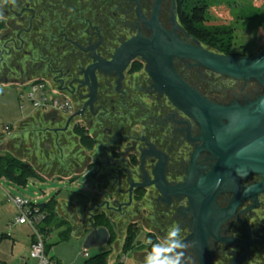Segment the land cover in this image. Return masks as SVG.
<instances>
[{
	"label": "flooded vegetation",
	"instance_id": "obj_1",
	"mask_svg": "<svg viewBox=\"0 0 264 264\" xmlns=\"http://www.w3.org/2000/svg\"><path fill=\"white\" fill-rule=\"evenodd\" d=\"M174 1L184 28L179 0H163L160 20L168 30L174 27ZM155 2L0 0V88L39 80L69 99L70 114L57 112L56 120L42 115V125L32 132L40 141L41 168L80 171L98 165L101 194L110 196L96 197L90 214L113 222L120 217L153 242L179 224L185 242H194L190 264H201L199 241L191 240L201 227L213 264H264V192L254 198L250 190L262 177L234 175L218 191L205 188L217 159L204 148L199 122L155 88L141 56L124 68L109 64L140 31L152 35L139 14L150 19ZM176 33L193 42L181 29ZM174 66L193 88L222 105L247 104L264 91L243 80L221 88L219 79L227 76L190 59L175 58ZM45 138L51 143L41 144Z\"/></svg>",
	"mask_w": 264,
	"mask_h": 264
},
{
	"label": "water",
	"instance_id": "obj_2",
	"mask_svg": "<svg viewBox=\"0 0 264 264\" xmlns=\"http://www.w3.org/2000/svg\"><path fill=\"white\" fill-rule=\"evenodd\" d=\"M162 2L163 0H156L150 19L142 13L139 14L144 24L152 30V35L144 36L140 31L137 36L118 48L114 60L109 64L121 63L124 68L138 56L145 59L146 69L154 80L155 88L166 93L179 108L199 122L203 131L204 148L217 159L204 178V187H214L218 191L230 177L252 173L262 177L261 181L250 189L252 197L255 198L264 192V91L247 104L215 103L182 78L176 71L174 59H190L210 71L236 80L253 81L264 88V48L252 56L212 51L181 27L176 15L175 1L171 17L174 27L171 30L165 28L160 20ZM177 29H181L193 42H186L176 33ZM56 115L57 111H51L45 113L44 118L56 120ZM218 179L220 183L217 186ZM141 186L145 188L148 184ZM41 207H44V204ZM209 207L210 205L204 209L203 214L206 226L205 218ZM90 217L92 231L87 236L85 247L107 244L110 238L109 229L105 226L97 227L92 214ZM201 230L202 232L198 230L197 236H193L191 240L199 241L200 248L197 253L201 264H213L208 235L203 227Z\"/></svg>",
	"mask_w": 264,
	"mask_h": 264
},
{
	"label": "rangeland",
	"instance_id": "obj_3",
	"mask_svg": "<svg viewBox=\"0 0 264 264\" xmlns=\"http://www.w3.org/2000/svg\"><path fill=\"white\" fill-rule=\"evenodd\" d=\"M208 1L210 4L207 10L205 26H231L234 29V44L229 53L230 55L252 56L264 48V24H261L263 23L262 18L256 12V9H258L264 13V0ZM246 17H253V19H246ZM219 80L221 88H227L235 84L239 85L237 80L235 82L233 79L227 77H220ZM21 91L22 88L16 86L0 88V132L2 133L6 132L4 131L6 125L16 126L22 119L32 117L35 114L32 104L19 99ZM22 104L24 108L21 107ZM41 125L42 123L40 122ZM20 130L16 132V136L11 138L8 137L10 135H0V147L3 149L0 152H8L22 161L42 167L43 154L41 149H38V154H35L37 152H33V147L36 145L34 141L37 142V138L28 136L26 141L30 140L29 144L25 141L22 144L21 141L24 140L25 136L22 135V139L20 138ZM46 141L51 143L52 139L48 140L45 138L41 144ZM71 148L69 147V149ZM65 149L67 151L68 147ZM36 155L41 159L37 158ZM42 169L44 170L41 171L42 175L40 173L39 178H29L24 184H18L5 177L0 178V260L7 264H38V260L29 258V244L33 236V229L27 224L21 225L15 222L19 211L11 200V197H20L36 206L47 204L53 199L73 202L76 205L77 215L80 219H83L80 222L76 220L78 218L71 215L72 213H69L68 207L65 204L64 207L55 208V214L50 223V232L52 233L46 235V238H48L47 257L48 259L53 258V263L51 264H83L89 257L104 252H109L108 259L110 260L111 255L115 256L122 253L121 251L124 250V247L121 250L120 244L123 243L124 238H127V235L131 232L128 230V226H126L127 221H123V229L118 234L113 233L109 243L106 245L85 249L88 235H76L75 233L79 231L73 232L70 238L66 240H60L59 238L61 229H66L68 225L77 226L80 228L79 230L87 232L86 227L89 225L86 210L90 207L91 201L96 195L97 185L93 176L99 170L98 165H93L87 175L74 181L66 178H53L55 176L53 172H50L48 168ZM61 170L65 172L63 168ZM85 178H87V184L84 183ZM109 196L110 193L108 191L104 190L102 192L101 197L103 199H107ZM117 220L120 221V218ZM146 241L147 237L145 233H138L133 243L134 246L128 250H124V252L130 255L129 253L135 247L141 251L149 249L150 245ZM116 242L118 243L115 251L114 244ZM134 263L135 261L132 256L126 259V264ZM107 264H110V261ZM112 264H116L115 261H112Z\"/></svg>",
	"mask_w": 264,
	"mask_h": 264
},
{
	"label": "trees",
	"instance_id": "obj_4",
	"mask_svg": "<svg viewBox=\"0 0 264 264\" xmlns=\"http://www.w3.org/2000/svg\"><path fill=\"white\" fill-rule=\"evenodd\" d=\"M210 2L208 0H179L178 2V17L185 28V30L194 38L202 41L206 46L212 48L218 53L229 54L233 46L234 40V29L231 26L226 27H209L205 26L207 20V10ZM264 24V13L256 9ZM253 19V17H246V19ZM83 143H88L85 136L81 137ZM5 177L18 184H24L29 178H39L40 174L36 168L26 162L22 161L8 152H0V178ZM57 201L53 199L49 203L41 207L42 211L45 212L46 218L41 224V231L44 234L50 233V223L55 214V208ZM101 222V224H99ZM66 224V223H64ZM63 224V225H64ZM99 224V225H98ZM96 226H106L111 229V222L102 218L95 221ZM128 230L131 232L127 235L124 250L132 248L134 240L138 234L136 228L133 225L128 226ZM73 227L68 225L66 230L60 233V239L66 240L70 238ZM4 237V236H2ZM46 253H48V245H46ZM109 252L96 254L85 260L83 264H107ZM53 260V258H51ZM1 264H5L1 262ZM116 264H122L116 262Z\"/></svg>",
	"mask_w": 264,
	"mask_h": 264
},
{
	"label": "built area",
	"instance_id": "obj_5",
	"mask_svg": "<svg viewBox=\"0 0 264 264\" xmlns=\"http://www.w3.org/2000/svg\"><path fill=\"white\" fill-rule=\"evenodd\" d=\"M19 96L20 99L27 100L35 109L41 110L43 113L57 111L70 114L72 112L69 99L61 97L57 92L49 91L44 81H31L22 88ZM4 130L11 133V125H6ZM11 200L19 211L15 222L21 225L27 224L33 229L30 257L38 260V264L53 263V260L48 259L46 253V234L41 231V224L46 218L45 212L40 206L32 205L20 197H11ZM127 257L126 252L120 254L122 262H125Z\"/></svg>",
	"mask_w": 264,
	"mask_h": 264
},
{
	"label": "crops",
	"instance_id": "obj_6",
	"mask_svg": "<svg viewBox=\"0 0 264 264\" xmlns=\"http://www.w3.org/2000/svg\"><path fill=\"white\" fill-rule=\"evenodd\" d=\"M19 99H20V97H19ZM21 101H27V100H22V99H20ZM21 107L22 108H24V105L22 104L21 105ZM34 108V107H33ZM35 109V108H34ZM35 114H34V116H32V117H28V118H25V119H22L21 121H19L18 123H17V125L16 126H11L12 127V130H11V133H7V132H4V133H2V132H0V135H10V136H8L9 138H11V137H13V136H16V132L17 131H19V129H21L20 130V132H19V134H20V138L22 139V135H24L25 136V138H24V140H22L21 142H22V144L24 143L23 141H25V142H28L27 144H29V141L30 140H28V141H26V138L29 136H33V138H35L36 137V135L32 132L34 129H36L37 127H39V125H40V119H39V117L40 116H42V115H44L45 113H43L41 110H37V109H35V112H34ZM23 127V128H22ZM5 131V130H4ZM16 138V137H15ZM10 142V141H9ZM39 140H37V142H35L34 141V144H36V145H34V147H33V152L35 153V152H37V153H35V154H38V149H39ZM33 144V143H32ZM33 146V145H32ZM31 146V147H32ZM35 148V149H34ZM28 150H30V148H28ZM0 151H3V149L0 147ZM33 153V154H34ZM36 157L37 158H40V157H38V155H36ZM41 159V158H40ZM31 164V163H30ZM35 168H36V170L38 171V173L40 174L41 173V175H42V170H44V169H42L41 167H39V165L38 166H36V164H32ZM39 167V168H38ZM92 166H90V167H86V168H84V169H82V170H80V171H73V170H65V172H62V170H60V169H58L57 171H53V169H49L50 170V172H53V174L55 175V176H53V178H56V177H58V178H66V179H69V180H71V181H74V180H77L78 178H80V177H82V176H85V175H87L89 172H90V168H91ZM87 170H89L88 171V173H85ZM46 171V170H45ZM99 171L98 172H96L95 174H94V176H93V178H94V181H95V183H96V185H97V190H96V195L94 196V198L92 199V201H91V205H90V207L86 210V217H88V227H86L87 229V232H84V230H79L80 228L79 227H77V226H73V225H71L72 227H73V231H72V233H71V235L73 234V232H76V231H79V232H76L75 234L76 235H82V234H86V235H88L91 231H92V227H91V217H90V213H91V207H92V205H93V201H94V199L96 198V197H99V196H101L102 194H101V190H100V187H99V185H98V183H99ZM53 178H46V179H53ZM41 179V178H40ZM86 180H87V178H85L84 179V183L85 184H87V182H86ZM57 201V205H56V207H64V204L68 207V211H69V213H72L71 215L72 216H75L76 218H78V219H76V220H79V222L81 221V220H83V219H80L79 217H78V215H77V211H76V205L73 203V202H66V201H59V200H56ZM45 205V204H44ZM65 206V207H66ZM89 209H91L90 211H89ZM57 210V209H56ZM89 211V212H88ZM93 215V217H92V219H93V221H94V223H95V221L96 220H100L101 218H102V215H100V214H98L97 212L96 213H94V214H92ZM103 218H105L104 216H103ZM118 218H120V217H118ZM120 221H122V222H120ZM120 221L119 220H117L116 219V221H110L111 222V229H109V231H110V238H109V240H108V242L107 243H109V241H110V239H111V237H112V235H113V233H116V234H118V232L120 231V230H122L123 229V227H124V223H123V220L122 219H120ZM125 222V221H124ZM64 226V225H63ZM126 226H127V222H126ZM97 227H99V226H97ZM101 227V226H100ZM106 227V226H105ZM57 229H60V228H57ZM117 229V230H116ZM64 230H66V229H61V231H60V233L62 232V231H64ZM52 232H50V234H51ZM60 233H59V238H60ZM50 236V235H49ZM48 236V237H49ZM48 239V238H47ZM61 240V239H60ZM125 240H126V238H124V241H123V243H121L120 245H121V250H122V248L124 247V244H125ZM147 240H148V238H147ZM32 241H33V236H32V238H31V240H30V244H29V249H30V247H31V243H32ZM117 243L118 242H116L114 245V248H115V251H116V248H117ZM46 245H47V240H46ZM106 245V244H105ZM101 246V245H100ZM94 247V246H93ZM85 249H88V248H86L85 247ZM150 250V248L149 249H144V250H138L136 247H135V249L134 250H132V252H130L129 254L130 255H128V257L127 258H129V257H133L134 258V261H135V263L134 264H143V260H144V256H145V254H146V252L147 251H149ZM121 252H124V250L123 251H121ZM85 253V252H84ZM120 254L121 253H119L118 255H115V256H112L111 255V258H110V260L108 259V261H110V264H112V261L114 262L115 261V263L116 262H120V263H122V264H126V261L125 262H122L121 260H120ZM29 258H31L30 257V251H29ZM51 259V258H50ZM0 262H2L1 260H0ZM5 264H7L6 262H4Z\"/></svg>",
	"mask_w": 264,
	"mask_h": 264
},
{
	"label": "clouds",
	"instance_id": "obj_7",
	"mask_svg": "<svg viewBox=\"0 0 264 264\" xmlns=\"http://www.w3.org/2000/svg\"><path fill=\"white\" fill-rule=\"evenodd\" d=\"M216 183L218 186L219 179ZM146 243L150 250L146 252L143 264H190L192 261L187 253L194 242H185L179 224H172L158 241L149 239Z\"/></svg>",
	"mask_w": 264,
	"mask_h": 264
}]
</instances>
